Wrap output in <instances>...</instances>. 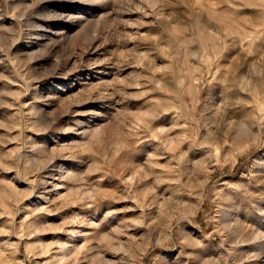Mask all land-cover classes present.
<instances>
[{
	"label": "rangeland",
	"instance_id": "374dc122",
	"mask_svg": "<svg viewBox=\"0 0 264 264\" xmlns=\"http://www.w3.org/2000/svg\"><path fill=\"white\" fill-rule=\"evenodd\" d=\"M0 264H264V0H0Z\"/></svg>",
	"mask_w": 264,
	"mask_h": 264
},
{
	"label": "bare ground",
	"instance_id": "6f19581e",
	"mask_svg": "<svg viewBox=\"0 0 264 264\" xmlns=\"http://www.w3.org/2000/svg\"><path fill=\"white\" fill-rule=\"evenodd\" d=\"M239 125H240V124H239ZM244 125H245V123H244ZM244 125H243V126H244ZM245 129H246V128H245ZM245 136H246V135H245Z\"/></svg>",
	"mask_w": 264,
	"mask_h": 264
}]
</instances>
